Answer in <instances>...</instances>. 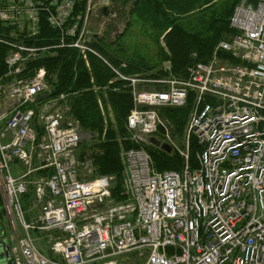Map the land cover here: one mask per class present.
Here are the masks:
<instances>
[{
  "label": "built area",
  "instance_id": "1",
  "mask_svg": "<svg viewBox=\"0 0 264 264\" xmlns=\"http://www.w3.org/2000/svg\"><path fill=\"white\" fill-rule=\"evenodd\" d=\"M76 7V0H0V26L8 31L0 41L9 48L0 79V202L10 227L8 237L0 236L8 258L13 264H264V0H239L230 17L235 33L186 76L166 61L167 74L148 80L103 59L131 88L127 128L134 141L163 135L174 150L159 109L191 100L186 145L192 135L202 145L196 168L187 149H178L186 159L179 171L157 170L143 146L122 151L121 200L112 194L113 175L81 178L75 93H54L57 78L50 81L47 68L33 64L58 49L101 57ZM44 23L58 35L39 44ZM145 84L153 88L140 89Z\"/></svg>",
  "mask_w": 264,
  "mask_h": 264
},
{
  "label": "trees",
  "instance_id": "2",
  "mask_svg": "<svg viewBox=\"0 0 264 264\" xmlns=\"http://www.w3.org/2000/svg\"><path fill=\"white\" fill-rule=\"evenodd\" d=\"M76 12L85 9L87 0H76ZM131 1V2H130ZM239 0H223L217 5L213 0H121V7L131 5L129 15H135L143 22H151L152 28L158 29L155 32L159 50L158 61L148 64L146 60L136 58L129 54L127 50L118 43L111 48L120 52L121 58L128 62L127 67L122 68L126 75L135 73H148L160 64L170 61L172 72L177 76H186L187 69L197 62H208L213 56L216 46L222 40H227L235 33L230 25V17L234 6ZM200 10L198 13L197 11ZM109 13L111 9L108 7ZM102 13L103 9H102ZM129 21L127 29L119 38L125 37L129 33ZM7 28L0 26V38L8 36ZM160 34H163L166 49L160 44ZM58 32L53 31L46 23L43 24L42 37H57ZM102 39V40H101ZM103 38L97 39L94 46L103 57L121 66V60L114 57L107 49ZM52 42V38L39 42L47 44ZM9 48L0 41V79L7 73L8 68L5 62ZM129 58V60L126 59ZM90 69L85 65V61L77 54L76 50L58 49V54L54 57H47L35 60L36 66L44 65L47 68L48 79L53 82L56 77L57 82H53L54 93L73 92L71 112L79 120L81 127L89 133L97 134V143H92L99 149V153L94 155V161L99 174L115 175L112 187V194L119 200L123 189V175L121 163V145L119 138H127L125 148H139L141 145L131 141L127 133V116L134 106V99L126 81L117 80L115 73L99 57L89 56ZM110 62V63H111ZM162 63V64H163ZM167 71L161 66L160 71L153 73V77L166 75ZM99 87L95 91L94 87ZM101 95L104 107L113 112L114 121L105 118L101 111L98 96ZM106 96V97H105ZM191 100L182 108L161 107V114L167 116L174 122L178 129H183L189 116ZM105 135V136H104ZM104 139L102 140V137ZM152 144V143H151ZM86 145V143H83ZM95 148V147H94ZM145 148V147H144ZM202 149L195 135L191 136L189 165L191 168L198 167L197 153ZM148 151V150H147ZM193 151V152H192ZM149 152V151H148ZM154 166L157 170H181L185 163L182 156L175 150L167 153L157 147L150 149Z\"/></svg>",
  "mask_w": 264,
  "mask_h": 264
},
{
  "label": "rangeland",
  "instance_id": "3",
  "mask_svg": "<svg viewBox=\"0 0 264 264\" xmlns=\"http://www.w3.org/2000/svg\"><path fill=\"white\" fill-rule=\"evenodd\" d=\"M222 1L223 0H213V2H215L217 5L222 4ZM104 6L109 7V9H111V12L110 13L108 12V14L104 15L102 13V9ZM130 6L131 5L123 6V4H122V7H121V0H87L85 3V9H83V11L76 12L75 16L83 17L84 21L86 19V23L84 25V31L87 34H89V36L90 35L93 36L95 34H98L99 40H100V38H103L104 41H101V42H104L105 45L107 46V49L109 51L111 49V53L113 54V56L120 59L121 63H122L121 66H117L116 64L114 65V63L109 61L107 58L103 57L102 54L94 46H92V49L94 51H97L101 55V57H99V56H97V55H95L89 51L82 52V51L77 50V54L85 61V65L87 66L88 69H90V67H91L90 60H89L90 55H95V56L101 58L102 60L105 59L109 63L111 62L110 63L111 66H113L115 68H120L121 70H122V68L127 67L128 62L121 58V54H120V52H118V48H117V51L115 50L116 48H113V47L111 48V44H112V46H114L118 43V41L127 50V52L129 54H133V56H135L136 58H139V59L143 58L144 60L147 61L148 64H151L153 60L158 61L157 53L159 50V44H157V40H156V37L154 35H155V32L156 31L159 32V30L152 28L151 22H148V23L143 22V21L139 20L135 15L130 17V15H129L130 8H131ZM195 11H197V9ZM197 12L199 13L200 10ZM129 21L131 23V26L129 27V33L127 35H125V37H122L121 39H119L123 35L124 31L127 29ZM160 35H161L160 36V43H161L160 45L164 46L166 49L164 36H163V34H160ZM36 37L38 40H40L39 42H44L42 40V33H40ZM2 43L8 47L6 42H2ZM66 48H69V47H66ZM69 49H76V48H69ZM84 55L86 56V58L84 57ZM126 59L130 61L129 58L126 57ZM162 63H163V61H162ZM162 63L160 64L159 67L155 68L154 70H149L148 73H145V74H142V73H135L134 74L133 73L131 75H136V76H139L140 78H144V79H148V80L150 78L163 77L165 75L153 77V73L160 71L161 66L164 67V63L163 64ZM123 64H125V66H123ZM5 79H6V77H5ZM117 80H119V79L116 76V79H114L113 81H117ZM53 81H54V79H53ZM145 85H148L151 88H153L150 84H145ZM127 87H129V86L127 85ZM150 87L140 86V89L147 90V89H150ZM94 90L98 92L100 89H99V87L95 86ZM98 101H99L101 111H102L104 118H105V124L108 125V123H109V122H107L108 119L111 121H114L113 112L110 109V106H108L109 108L107 110L105 109L103 97L101 95L98 96ZM0 104H1V106L4 107L3 102ZM177 108H182V106H179ZM191 111H192V102L190 105L189 116H188V119L186 121L187 123L184 127V130L178 129L175 126L176 124L174 122H172L171 119H169L167 116L162 115L161 110L159 111L161 118L166 122V124L168 126L169 138L175 144L174 150L178 152V149L179 150H186L187 149L188 160L190 157L191 138L189 140V146L187 148L185 136H186V127H187V124L189 122ZM126 132L129 133L130 140L132 139L131 141H134L132 132L129 129H127ZM82 134H83V136H82V141H81V145H80V149H79L80 150L79 151V153H80L79 160L82 161L81 166H80V172H83L84 174L80 173V175H81V178L92 179L94 177L103 175V174L98 173V168H97V165L95 164V161H94V155L96 153H99V149L96 148V146H92V143L96 144L98 141V138L96 137L97 134L89 133V131H85L83 128H82ZM104 136L102 137V140L104 139ZM155 136H156V138H159L160 140H166L167 139V137L163 136V135H154V137ZM127 138H128V136L127 137L125 136L124 139L123 138L118 139L119 144L121 145V152L126 150V148L124 146H125V141L127 140ZM134 142L145 147V149L148 150L149 153H151L150 149H153V147H156L155 145L151 144L149 139L146 141L142 140L139 142H137V141H134ZM83 143H86L87 146L83 145ZM157 148H159V147H157ZM180 155L182 156L184 163H185L186 162L185 157L182 154H180ZM155 168H156V166H155ZM122 170H123V168H122ZM122 175H123V171H122ZM113 176H115V175H113ZM25 204H26L25 209L28 210V201L27 200L25 201ZM26 214H27L26 216L29 218L30 217L29 213L27 212ZM0 223H2V225H0V226H2V228H1L2 231H4L5 235L8 237L10 234V227L7 225V222L5 224V219H4V215L2 212L0 213ZM140 261L141 260H139V259L135 260L136 263H139Z\"/></svg>",
  "mask_w": 264,
  "mask_h": 264
},
{
  "label": "water",
  "instance_id": "4",
  "mask_svg": "<svg viewBox=\"0 0 264 264\" xmlns=\"http://www.w3.org/2000/svg\"><path fill=\"white\" fill-rule=\"evenodd\" d=\"M103 12L104 15L108 14V7L104 6L103 7ZM95 37H97V35H95ZM92 36H89L88 41H92ZM47 95H43L40 96L39 99L45 98ZM150 142L155 145L156 147H159L161 150L167 152V153H171L172 152V146L166 142V141H160L159 139L155 138V137H150ZM2 210V205L0 203V212ZM4 247L6 248L4 250ZM9 256V251H8V246L6 244L5 241L0 240V264H13L12 259L8 258Z\"/></svg>",
  "mask_w": 264,
  "mask_h": 264
},
{
  "label": "flooded vegetation",
  "instance_id": "5",
  "mask_svg": "<svg viewBox=\"0 0 264 264\" xmlns=\"http://www.w3.org/2000/svg\"><path fill=\"white\" fill-rule=\"evenodd\" d=\"M4 224V223H3ZM0 225H2V223H0ZM2 226H0V235L1 234H3V235H5V232L4 231H2ZM1 238H0V240H2L3 239V237L2 236H0Z\"/></svg>",
  "mask_w": 264,
  "mask_h": 264
},
{
  "label": "crops",
  "instance_id": "6",
  "mask_svg": "<svg viewBox=\"0 0 264 264\" xmlns=\"http://www.w3.org/2000/svg\"><path fill=\"white\" fill-rule=\"evenodd\" d=\"M142 86L150 87V86H148V85H142ZM150 89H151V87H150Z\"/></svg>",
  "mask_w": 264,
  "mask_h": 264
}]
</instances>
